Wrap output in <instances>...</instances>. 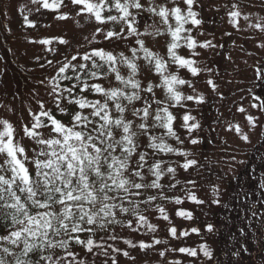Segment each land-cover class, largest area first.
Masks as SVG:
<instances>
[{"label":"rangeland","instance_id":"1","mask_svg":"<svg viewBox=\"0 0 264 264\" xmlns=\"http://www.w3.org/2000/svg\"><path fill=\"white\" fill-rule=\"evenodd\" d=\"M121 2L123 3V0ZM40 3H34L33 0H0V82L3 74H6L4 82L12 81L13 84H4L0 87V121L7 120L12 124L14 143L25 148L28 156L26 166L29 171L35 173V166L30 161L34 158L43 159L42 156L38 157V153L43 148L36 140L23 139L21 135H26L24 129L31 125L35 113L42 109L41 104L45 108L49 107L46 101L52 98L46 82L44 70L46 61L42 50L39 49L43 48L38 43L39 39L46 36L54 38L55 33L64 37L70 34L74 41L71 39L68 47L66 46L67 57L78 54L79 51L75 52L78 47H86L89 43L98 47L101 43L111 41V48L123 50L120 53L133 59L138 65L135 79L141 84V99L132 105H127L125 118L132 120L134 130L139 131L135 125L141 121L139 117L133 115V108L144 107V100L151 102L150 99H153L154 95L156 100L166 101L167 104L163 101L159 107H167L172 113L174 116L172 127L179 137L177 139L170 136L164 139L167 132L165 128H152L153 116L158 107L157 104L152 103L151 115L147 121L148 132L136 138L139 147L134 161L138 160L140 153L151 155L152 149L148 147L150 136L163 137L165 143L167 142L175 151L162 153L171 162H165L161 169L163 175L158 181L161 187L145 188L140 196H135L136 203H141L138 204V213H142L141 215L146 219H155L156 210L161 207L159 205L172 208L175 212L178 204L170 200V197L181 196L185 191L193 192V195L199 193L206 200L207 206H215L213 200L218 197L215 194L218 191H213L211 187L217 190L224 189L227 179L233 178L240 171L246 162L248 152L259 143L262 136L264 112L260 101L253 95V88L264 58V31L253 25L264 23V0H194L191 10L197 14L196 19H203V22L200 25H193L189 19L183 26L185 30L180 33L181 38L177 41L179 47L174 51L177 55L196 62L194 66L200 70L197 75H193L188 68L174 62L169 54V46L173 42L171 32L177 27L171 9L179 7L181 14L187 16L189 6L185 0H140L145 15L132 14L138 26V34L133 36L128 35L130 31L126 22L121 20L112 24L97 22L93 14L82 10L83 5L73 4L71 0H63L61 3L68 19H64L63 22L51 20L47 26L42 24L35 30L32 29L35 34L30 36L31 33H25V30L27 27L32 28L31 20L42 16ZM35 7L39 14L35 12ZM151 7H155L157 13L161 7L167 8L169 10L167 22L157 13L149 12L148 9ZM30 8L33 11H30ZM233 11H238L240 16L232 17L230 13ZM120 15L122 14L117 13L115 16ZM222 17L223 22L220 20ZM111 26H115L116 29L113 30ZM97 29L102 31L98 32ZM77 30L79 38L76 37ZM108 31H122L124 44L120 42L121 37L106 39ZM189 37L196 41L195 48L187 46ZM138 39L144 40L145 47L165 63L164 75L174 74L188 82L184 85H176V90L184 97L193 96L196 99H182L178 104L169 99L167 88L163 86L162 75L153 69L154 61L149 63L144 58L145 53L136 43ZM53 42L58 40L54 39ZM205 42H210L211 46L202 47ZM132 49H137L135 55ZM11 57L21 64L17 63L16 67H13L9 61ZM119 71L125 78L130 72L123 64H120ZM19 72L25 76L20 75ZM7 75L11 77L7 79ZM209 81L212 83L210 84ZM149 84L153 86L151 93L143 91ZM107 85L123 87L121 82L115 79L114 74L111 75ZM127 91L131 92L132 89L129 87ZM200 96H203V101H199ZM110 108L113 110L114 104H111ZM185 115L195 118L190 119L188 125L198 123L199 127L189 131L184 126ZM249 116L254 118L255 125L248 120ZM237 125L241 130L239 132L236 130ZM3 129L4 125L0 123V131ZM39 134L44 139L57 136L46 130ZM243 135H247L249 139L245 141L242 139ZM193 139L198 143L193 144L191 142ZM6 159V154H0V164H4ZM188 160H195L196 163L185 169L183 165ZM169 167L174 168L175 171L168 172ZM1 171L7 174V171ZM142 172L144 179L135 177L136 182L150 184L156 180V177L148 171ZM149 196H154L155 199L151 202L143 201ZM189 204V202L183 203L184 206ZM204 207L202 214H209L205 204ZM136 216L129 214L127 217L135 221L138 220ZM144 252L141 250L139 256L145 255Z\"/></svg>","mask_w":264,"mask_h":264},{"label":"snow or ice","instance_id":"2","mask_svg":"<svg viewBox=\"0 0 264 264\" xmlns=\"http://www.w3.org/2000/svg\"><path fill=\"white\" fill-rule=\"evenodd\" d=\"M33 2H42L45 8L58 9L63 0H52V3H49L48 0H33ZM71 2L76 5H83L82 10L93 14L97 22L121 20L126 22L130 34H138V29L134 26L135 18L132 16L131 9H142L143 5L140 0H123V3L121 0H115L114 7L122 14L119 17L114 15L104 17L102 15L106 0H102V3H92L91 0H71ZM185 3L189 6L187 16L181 14L179 7L171 9L177 21V27L171 32L173 42L169 46V54L174 62L181 67L188 68L193 75H197L200 70L194 66L196 62L192 59H185L174 51L179 47L177 41L181 38L180 33L185 30L184 24L189 19L193 25L201 23L199 19H196L197 14L191 10L194 0H185ZM148 11L157 13L155 7L149 8ZM157 14L167 22L169 14L167 8L161 7ZM230 15L238 17L240 13L233 11ZM58 18L68 19L69 17L67 14H62ZM253 26L264 31V23H257ZM97 31H102V29H97ZM114 37L123 38V32L108 31L105 36L106 39ZM42 43L50 44L51 40H44ZM60 43H66V41L61 39ZM136 43L145 53L144 58L149 63L154 61L155 70L162 75L163 86L167 88L171 101L178 104L182 99H196L193 96L184 97L181 92L176 90V85H184L188 82L174 74L164 75L165 63L145 47L144 40L138 39ZM187 46L195 48L196 41L190 37L187 38ZM209 46H211L210 42H205L202 45L205 48ZM136 51L137 49H132L134 55ZM96 58H99V61L103 63H98ZM76 59V56L72 57V60ZM82 59L86 62L91 61V67L88 63L79 64L78 67L82 71L80 75L75 76L78 83L65 88L63 91L67 92L69 97H73V92L79 85L81 93L91 90L102 95L104 100L103 102L99 99L90 100L84 95L69 99L68 102L76 104L79 109L91 110L88 115L77 111L72 117L71 127L58 120L49 111H41L40 115L35 117V123L31 129L25 127L24 131L27 136L35 139L37 144L46 146V150H41L38 153V157L42 156L43 159L34 158L30 161L35 166L34 175L26 166L28 156L25 148L14 143L12 124L7 120L0 121L4 125V129L0 131V154L7 156L4 164H0V170L11 173L10 177L0 175V213H2L0 219L4 221L6 229L10 228L7 235H0V264H13L7 259L9 256L14 257V264H41V261H45L47 264H61L59 260H54L51 254L45 255L44 253L61 248L67 251L68 256H73V253L69 251L73 240L91 252L93 247H100V245H96L91 236L81 239L79 235L73 234L93 233L96 227L104 229L106 226L119 224L120 221L116 219L118 213L127 214L131 212L138 215L140 221H146V217L138 213L139 205L131 199V197L140 196L141 193L133 190L161 187L158 183L163 175L160 162L154 163L149 169L156 180L150 184H145L136 182L134 178L144 179L140 169H143L147 163L146 153L139 154L136 169L131 168L132 157L139 147L136 138L148 132L147 121L151 115L152 103L158 105L153 116L154 124L152 127L165 128L168 136L179 139L172 127L174 116L167 107H159L163 102L156 100L153 95L151 102L147 99L144 100V107L133 108V115L139 117L141 121L135 125L139 131L134 130V122L124 116L127 104L121 101L133 104V102L141 99V84L139 80L135 79L138 73V65L133 59L124 56L123 53L118 58L112 52H106L100 48L84 54ZM118 59L120 64L126 65L130 70L127 78L122 76L116 67ZM105 65H107V72L104 75L114 73L115 79L123 85L122 88L106 89L100 83L89 84L87 82L88 79L99 78L100 70ZM68 67L69 64H64L59 69V73H65ZM72 67L75 69L77 66L73 65ZM81 76H84L85 79H81ZM61 78L73 79L69 76ZM209 83L211 84L212 81ZM129 87L132 89L131 92L127 91ZM143 91L151 93L153 86L149 84ZM61 99H64L63 92L56 97V106L60 112L64 113L65 109L61 108L59 103ZM198 99L203 101V96ZM109 102L114 104L116 115L113 114ZM262 106H264V101H262ZM41 107L43 108L42 104ZM240 110L244 111V109ZM42 116L51 121L53 131L57 134L56 137L44 139L35 131L37 128L45 126L40 119ZM183 119L185 121L184 126L189 131L199 127L198 123L188 125L187 122L190 119L194 120V117L185 115ZM248 120L255 125L253 117L249 116ZM115 130H119V138H117ZM236 130L241 131L238 125ZM149 139L148 147L150 148L165 152L175 151L164 142L163 137L150 136ZM242 139L247 141L249 138L247 135H243ZM191 142L193 144L198 143L195 139ZM118 151L119 154H117ZM195 163V160H188L183 167L187 169ZM167 171L171 173L175 169L169 167ZM154 199V196L148 197V201ZM192 199L196 200V197L192 196ZM125 202L133 206L131 208L125 207ZM177 203H180L179 199H177ZM33 209L36 211L33 212ZM160 211L163 212L164 210L160 209ZM179 214L191 216L190 213L185 212ZM164 219H167V216ZM128 226L131 227V221H129ZM211 230V225H209V231ZM192 231L196 232L197 229H192ZM171 232L175 236L176 229L172 228ZM111 238L116 239L115 236ZM125 243L135 247L131 241H125ZM156 243L159 244L160 241L157 240ZM139 247L143 249L149 245L141 242ZM14 248L19 249V252L14 251ZM116 250L118 251V249ZM179 251L186 252L191 256L197 255L196 251L192 249L181 248ZM30 254H38L39 258L33 260ZM123 254L128 255L126 251ZM204 255L208 257L212 255L206 246L204 247ZM75 264H85V261H76Z\"/></svg>","mask_w":264,"mask_h":264},{"label":"trees","instance_id":"3","mask_svg":"<svg viewBox=\"0 0 264 264\" xmlns=\"http://www.w3.org/2000/svg\"><path fill=\"white\" fill-rule=\"evenodd\" d=\"M48 2L52 3V0H48ZM91 2L102 3V0H91ZM114 3L115 0H106V6L102 11L104 17L109 15L115 16L117 13H120L114 7ZM40 8L46 9L43 7V4L40 5ZM59 10L61 11L60 8H58V11ZM106 23L112 24L113 22L108 21ZM111 27L113 30L116 29L115 26ZM61 39L66 41L67 44L59 42L57 47L59 55L53 52L45 62L44 70H48L47 74L50 79L48 90L52 96V98L46 101L49 107H43L39 109L37 114L35 113L29 129L32 128L35 123V117L39 116L41 111L51 112L52 115L69 127L72 126V117L77 111L83 112L84 115H88L91 111L90 109H79L76 104L69 103V99L84 95L90 100L99 99L102 102L104 100L102 95L91 90L81 93L79 85L74 90L73 97H69L68 93L63 91L65 88L72 87L73 84L78 83L75 80V76L80 75L82 71L79 69L78 65L81 63H88L89 67H91V61H83V55L80 54H76V60H72L74 55L70 57L65 56L68 42H71V39L72 41L74 40L70 34H66L64 38H59V40ZM96 48L100 47L85 48L86 53H90ZM96 60L98 63H103L99 61V58H96ZM9 61H11L10 63H12L13 67H16V64L20 63L18 60L16 61L14 57H11ZM59 62L61 63L60 68L64 64H69L65 73H59ZM73 65L77 67L74 69L72 67ZM100 72L101 75L99 78L88 79L87 82L89 84L100 83L106 89L113 88V86H108L107 83L114 73L104 75V73L107 72V65H105ZM13 73H15V71H13ZM19 73L25 76L22 72ZM63 76L73 77V79H62L61 77ZM9 77H11V75H7V79H9ZM5 78L6 74H3L0 87H3L4 84L13 85L12 81L4 82ZM81 79H85V77L81 76ZM61 92H63L64 99H61L59 103L60 107L65 109L64 113L60 112L56 106V97L60 95ZM253 95L260 100L262 105V101H264V63L259 69L258 80L253 88ZM121 102L129 105L127 101ZM135 102H133V104ZM109 104L111 105L113 103L109 102ZM262 108L264 111V106H262ZM112 111L113 114L116 115L115 108H113ZM40 119L45 126L35 130L38 134L46 130L51 134L57 135L53 131L51 121L48 120L47 117L42 116ZM115 131L117 138H119V130ZM14 137L13 135V138ZM166 137L170 136L165 134L164 139ZM26 139L35 140L29 136H27ZM42 148L46 150L44 145H42ZM151 149V155L146 154L147 163L143 169H140L141 172L148 171L152 174L149 169L154 163L160 162L162 169L165 162H171V160L163 156V151ZM137 152L138 150H136V154L132 157V169H136L137 167L134 161ZM117 154H119V151ZM30 173L32 175L35 174L34 171H30ZM7 174L0 170V175H7V177L11 176V173L8 171ZM226 183L227 184L222 190L211 187L213 191H218V193H215L218 197L213 200L216 204L213 207L207 206L206 200L199 193L193 195V192L185 191L181 196L170 197V200L175 203H177V199L180 200V203H177L178 207L175 208V212L172 211V208L159 205L161 207H158L156 210V218L146 219V221H140L138 215L136 216L138 220H130L127 216L132 214L131 212L127 214L118 213L116 219L120 221L119 224L109 225L104 229L97 228L93 233L73 234L79 235L81 239L91 236L95 244L100 245V247H93L91 252H88L84 246L76 244L73 240L69 248L73 256H68L67 251L61 248L50 250L44 254H51L53 259L59 260L61 264H69V262L75 264L76 261L81 260L85 261V264H264V126L261 140L248 152L244 167L233 179L227 180ZM133 191L142 193L144 189H134ZM192 196H195L196 200H193ZM134 198L135 196L131 197L133 201H135ZM143 201H148V198ZM165 201H167V199H165ZM184 202H189L190 204L184 206ZM204 204L209 214H202L205 210ZM124 206L130 207L133 205H129L125 202ZM160 209L164 211L161 212ZM34 211L36 210L33 209V212ZM180 212L190 213L191 216H182L179 214ZM141 214L142 213H139V215ZM0 215H2V213H0ZM165 216H167V219H164ZM173 217L175 219H173ZM129 221H131V227L128 226ZM209 225H211V231H209ZM172 228L176 229L175 236L172 235ZM192 229H197V231L193 232ZM9 230L10 228L6 229L4 227V221L0 219V235H7ZM113 236H115L116 239H112L111 237ZM157 240L160 241L159 244L156 243ZM125 241H131L135 247L125 243ZM141 242L148 244L149 247L142 249L139 247ZM205 246L212 253L211 257L204 255ZM181 248L195 250L197 255L191 256L186 252H181L179 251ZM116 249H118V251ZM13 250L17 253L19 252V249L14 248ZM141 250L145 251V255L139 256ZM125 251L128 253L127 256L123 254ZM161 253H163V255H161ZM30 255L33 260L39 258L38 254ZM7 259L14 264V257L9 256ZM41 264H47V262L41 261Z\"/></svg>","mask_w":264,"mask_h":264}]
</instances>
